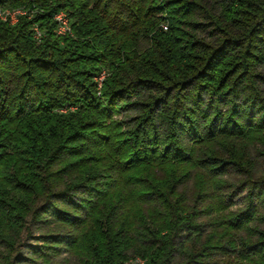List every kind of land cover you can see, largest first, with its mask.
<instances>
[{
	"label": "trees",
	"instance_id": "trees-1",
	"mask_svg": "<svg viewBox=\"0 0 264 264\" xmlns=\"http://www.w3.org/2000/svg\"><path fill=\"white\" fill-rule=\"evenodd\" d=\"M28 2L0 21V264H264V0H0Z\"/></svg>",
	"mask_w": 264,
	"mask_h": 264
},
{
	"label": "rangeland",
	"instance_id": "rangeland-1",
	"mask_svg": "<svg viewBox=\"0 0 264 264\" xmlns=\"http://www.w3.org/2000/svg\"><path fill=\"white\" fill-rule=\"evenodd\" d=\"M38 12H41V9L38 6H36V4H33L31 2L30 3L28 2L26 4H17V5L16 4L15 5H7V4L2 5V4H0V21L6 22L9 25H15L19 22L20 18H25L26 20H31L34 17V15ZM18 15H19V17H18ZM15 16H17V17H15ZM52 21L55 24L54 32L57 35H67V34L72 33L71 32V19L66 14V11L59 10V11L55 12L53 15ZM31 29H32L33 37L35 39L41 38L42 30L40 29V27L37 23L33 22L31 24ZM105 75H106L105 71H102L100 73V75L95 78V80L100 84ZM130 114L132 115L133 112H128L125 115H130ZM251 154H252L251 155L252 164L255 165V168H254L255 175L256 176L264 175V145L259 149L258 152L251 151ZM189 187H191V186H189ZM238 191H239V188H238ZM244 194H246V191H243L238 197L232 196V200H234L233 201L234 203L231 205V210H237V209L243 208L245 206V204L242 203V199H243ZM204 205H205V203L201 204V202H199L197 208H202V206L204 207ZM200 212H203V211H200ZM201 214H202V216H199L196 222L198 224H204L203 227L205 230H203V232L207 233L209 230V226H210L209 224L211 222V217L210 216H204L203 213H201ZM251 226H252V224H251ZM260 229L263 230L264 225H261ZM243 234H244V237L247 238V236H248L247 232H244ZM256 237H257V235L255 233L252 235L251 240L256 238ZM24 240H27V239H24ZM28 242L33 244L35 241L33 239H29ZM26 248L27 247H23L24 254L27 256V258H30V257L32 258V255L29 254V252H28L29 250ZM65 255H66L65 253H62L60 258L65 257ZM132 258H136V257H132ZM132 258H130L129 260H135ZM139 258H141V257H139ZM226 259L227 258L224 257V258H221L217 261H219V262L222 261L221 263H224L226 261ZM23 264H31V263H30L29 259H27L26 261H24Z\"/></svg>",
	"mask_w": 264,
	"mask_h": 264
},
{
	"label": "bare ground",
	"instance_id": "bare-ground-1",
	"mask_svg": "<svg viewBox=\"0 0 264 264\" xmlns=\"http://www.w3.org/2000/svg\"><path fill=\"white\" fill-rule=\"evenodd\" d=\"M21 12V11H20ZM57 16V15H56ZM17 17V16H15ZM19 17V15H18ZM61 17V16H60ZM6 20V19H5ZM57 20V19H56ZM60 24V23H59ZM66 24V23H65ZM62 25V24H61ZM67 25V24H66ZM65 26V25H64ZM58 27V26H57ZM125 264H145V262L141 259H135V260H129L128 262H126Z\"/></svg>",
	"mask_w": 264,
	"mask_h": 264
}]
</instances>
